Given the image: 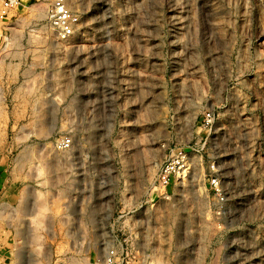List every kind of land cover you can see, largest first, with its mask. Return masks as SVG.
<instances>
[{"label": "rangeland", "instance_id": "374dc122", "mask_svg": "<svg viewBox=\"0 0 264 264\" xmlns=\"http://www.w3.org/2000/svg\"><path fill=\"white\" fill-rule=\"evenodd\" d=\"M20 1L0 23V264H96L125 237L148 264H264V0H68V38L54 0Z\"/></svg>", "mask_w": 264, "mask_h": 264}, {"label": "built area", "instance_id": "2783aa9c", "mask_svg": "<svg viewBox=\"0 0 264 264\" xmlns=\"http://www.w3.org/2000/svg\"><path fill=\"white\" fill-rule=\"evenodd\" d=\"M20 3V0H4L0 13L1 18H5L10 9L14 6H19ZM50 15L62 37L68 38L74 33L78 19L71 13L68 0H54ZM69 144L70 141L64 143L65 146H69ZM184 158V156H181V159H174L162 167L157 178V183L162 188L169 186L172 180L177 181L179 177L184 174V169L186 167V160ZM96 264L148 263L144 260L141 255V249L135 244L133 238L125 237L119 239L118 243L112 245Z\"/></svg>", "mask_w": 264, "mask_h": 264}, {"label": "crops", "instance_id": "0c3cea01", "mask_svg": "<svg viewBox=\"0 0 264 264\" xmlns=\"http://www.w3.org/2000/svg\"><path fill=\"white\" fill-rule=\"evenodd\" d=\"M3 2H4V0H0V13H1V9H2V7H3ZM5 18H6V17H5ZM2 20H4V18H1V16H0V23H1ZM5 65H6V63H5V62H1V60H0V68H1V67L4 68Z\"/></svg>", "mask_w": 264, "mask_h": 264}]
</instances>
